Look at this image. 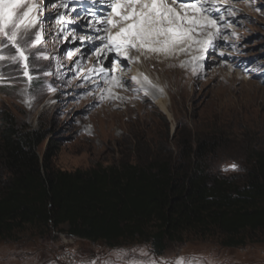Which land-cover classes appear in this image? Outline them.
<instances>
[{
	"label": "rangeland",
	"instance_id": "obj_1",
	"mask_svg": "<svg viewBox=\"0 0 264 264\" xmlns=\"http://www.w3.org/2000/svg\"><path fill=\"white\" fill-rule=\"evenodd\" d=\"M215 3L221 11H213L214 16L223 15L219 26L229 33L222 36L214 29L207 31L213 32L214 44L227 39L230 47L223 56L216 51L210 54L207 47L203 59L196 61L193 57L201 55L199 45L168 56L142 55L167 66L165 74L149 62L144 61L143 67L137 65L136 51L127 53L131 63L125 56L118 57L125 67L113 65L110 52L108 58L99 61L102 55L96 46L103 42L88 38L96 37L94 28L86 27L69 12L71 22L66 34L62 33L52 17L66 9L46 7L40 15L42 43L26 50L31 80L23 74L22 61H0V125L2 118L10 115L18 125L49 132L58 147L53 167L67 172L118 164L131 159L136 148L154 143L158 148L175 150V132L185 134L196 126L207 130L214 124L224 138L229 135V140L236 139L239 145L247 137L264 142V0ZM9 51L15 50L5 48L4 54ZM69 51L73 53L71 59ZM182 62H186L183 67ZM101 67L110 82L115 76L126 85L111 86L113 98L108 92L110 83H105L104 73L99 72ZM135 68H140L150 82L151 86L145 85L148 95L132 79ZM48 140L40 146V156ZM224 150L212 164L223 176L240 175L236 149ZM183 239L181 243H167L163 253L156 255L145 242L123 241L109 246L58 231L26 230L15 240L0 241V264H174L180 257L199 258L201 264H264V235L256 234L234 248L222 246V238L216 233H191Z\"/></svg>",
	"mask_w": 264,
	"mask_h": 264
},
{
	"label": "trees",
	"instance_id": "obj_2",
	"mask_svg": "<svg viewBox=\"0 0 264 264\" xmlns=\"http://www.w3.org/2000/svg\"><path fill=\"white\" fill-rule=\"evenodd\" d=\"M218 128L176 131L175 150L154 143L118 164L67 172L53 167L58 147L49 132L5 115L0 241L52 230L109 246L145 242L161 255L167 243H181L187 234L216 233L224 247L243 246L264 235V142L247 137L239 145ZM227 147L236 149L240 175L223 176L212 164Z\"/></svg>",
	"mask_w": 264,
	"mask_h": 264
},
{
	"label": "snow or ice",
	"instance_id": "obj_3",
	"mask_svg": "<svg viewBox=\"0 0 264 264\" xmlns=\"http://www.w3.org/2000/svg\"><path fill=\"white\" fill-rule=\"evenodd\" d=\"M48 6L66 9L65 12H57L52 17L59 26V31L66 34L67 24L71 22L68 13L76 11L75 7L69 9L67 0H59V2L40 0V3L36 0H0V61L8 60L13 63L22 61L23 74L29 80L32 78L28 64L30 54L26 50L42 43L43 29L39 26L43 21L40 15ZM213 11H221L220 7L216 6L215 0L211 6H206L203 0H106V7L101 14L91 8L84 10L85 15L92 17L85 26L94 28L98 33H104L96 37H88L103 42L96 46V50L115 52L117 57L125 56L129 59V63L133 62L132 58L127 56V53L131 51H136L140 55L163 53L168 56L184 52L186 47L192 45H199L201 52L200 56L193 57V61L203 59L204 50L214 39L213 32L207 30L215 29L216 34H219V21L224 19L223 15L213 16L211 14ZM228 12L229 15L233 14L231 10ZM80 39L83 41L85 37L81 36ZM5 48L15 51H9V54L5 55ZM40 55L43 59H48V56ZM72 55L73 53L69 51V59ZM135 59L139 61V57ZM76 63L78 64V61ZM111 63L117 67H125L119 60L113 59ZM185 63L182 62L181 66L183 67ZM99 72L104 73L105 83H110L108 89L110 98H113L111 86L126 87L115 76L111 77L110 82L108 73L103 67L99 69ZM132 79L140 85L145 95L149 94V88L145 86H151L147 77H144L143 81L135 76ZM136 90L133 89V91ZM231 169L236 170V165H231ZM153 264H159V262L154 261ZM174 264H201V261L195 257L187 260L180 257ZM209 264L212 262L209 261Z\"/></svg>",
	"mask_w": 264,
	"mask_h": 264
},
{
	"label": "bare ground",
	"instance_id": "obj_4",
	"mask_svg": "<svg viewBox=\"0 0 264 264\" xmlns=\"http://www.w3.org/2000/svg\"><path fill=\"white\" fill-rule=\"evenodd\" d=\"M80 23H84L83 22V20L82 21H80ZM97 27H99V26H97ZM210 30H212V29H210ZM101 34H104V33H98L97 32V34H96V36H99V35H101ZM95 40V39H94ZM95 41H99V39H96ZM100 53H101V55L103 56H101V57H99V61H102L103 59H104V57L106 56V58H108L109 57V54H108V52L107 51H105V50H101L100 51ZM130 53V52H129ZM151 54H153V55H156V53H147V55L150 57V55ZM138 55H139V61L137 62V65H141L142 67H143V64H144V61L145 62H149L148 64L150 65V66H152V64H153V66H154V69H158V72L161 70V72H165V71H167V66H165V65H163V63H161V64H159V63H157L156 61H154L153 59H151V58H147V56H142V55H140V53H138ZM157 55H159V54H157ZM118 60H120V59H118ZM172 64H173V62H172ZM115 67V66H114ZM117 70L116 71H119L120 69L119 68H116ZM140 69V68H139ZM138 68H135L134 69V73H135V77H137V79L138 80H140V81H143L144 80V77H143V72L142 71H140ZM165 74V73H164ZM149 86V85H148ZM155 91V90H154ZM155 92H157V91H155ZM164 106V105H163Z\"/></svg>",
	"mask_w": 264,
	"mask_h": 264
},
{
	"label": "clouds",
	"instance_id": "obj_5",
	"mask_svg": "<svg viewBox=\"0 0 264 264\" xmlns=\"http://www.w3.org/2000/svg\"><path fill=\"white\" fill-rule=\"evenodd\" d=\"M217 1V3H223L221 0H216ZM231 0H227L226 2H224L225 3V5H226V3L227 2H230ZM224 3L222 4V5H224ZM221 5V6H222ZM222 27H223V25H222ZM221 30L219 31V35H222V36H224L226 33H229L228 31L229 30H227V29H224V28H220ZM215 30V29H214ZM223 38V37H222ZM215 45V44H214ZM217 45V52L216 53H219L221 56H223V52H224V50H227L229 47H230V42L227 40V39H221V40H219L218 41V44H216ZM209 54V53H208ZM210 54H212L211 52H210ZM221 56H219L218 58L219 59H222V57ZM207 60V59H206ZM249 60V59H248ZM203 62H206V61H203ZM261 65H264V60H263V62H262V64ZM261 78H264V73H263V75L261 76Z\"/></svg>",
	"mask_w": 264,
	"mask_h": 264
}]
</instances>
